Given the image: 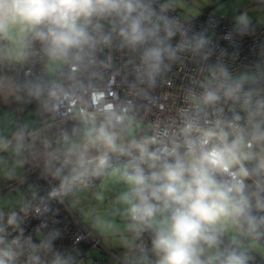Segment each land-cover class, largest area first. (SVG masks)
<instances>
[{"label":"clouds","instance_id":"obj_1","mask_svg":"<svg viewBox=\"0 0 264 264\" xmlns=\"http://www.w3.org/2000/svg\"><path fill=\"white\" fill-rule=\"evenodd\" d=\"M155 0H0V62L24 64L42 55L47 78L37 77L18 86L38 108L55 114L76 105V124L58 139H43L45 165L61 181L51 195L100 175L112 154L128 156L114 170L124 190L125 246L138 249L135 264H251L252 250L264 249V88L259 77L244 72L233 76L217 62L190 90L192 104L179 113L175 125L151 126L136 135L139 123L131 106L102 103V69L111 58L98 54L118 46L136 54L137 83L152 88L171 67L177 51L190 49L201 60L211 55L203 35L187 38L179 21L167 15L169 4ZM247 24L246 14L238 18ZM181 43L175 47L173 38ZM66 70V71H65ZM228 105L225 114L221 104ZM25 129L12 139L0 136V151L26 147ZM0 220L3 213L0 212ZM16 222V214L8 218ZM96 225L115 229L97 218ZM0 226V264H44L36 254L51 250V239L40 245L17 236L10 242ZM151 236L146 250L143 234ZM232 233L226 246L223 237ZM242 238V239H241ZM243 240L247 247H241ZM151 253L154 259L149 258ZM51 264H70L55 253Z\"/></svg>","mask_w":264,"mask_h":264},{"label":"built area","instance_id":"obj_2","mask_svg":"<svg viewBox=\"0 0 264 264\" xmlns=\"http://www.w3.org/2000/svg\"><path fill=\"white\" fill-rule=\"evenodd\" d=\"M160 4H164L163 0H155L154 7L158 10ZM167 15L179 21L188 39L196 35L207 38L211 51L207 61L201 60L190 49L178 50L177 58L171 62L170 69L158 78L152 88H148L145 84L137 83L133 73L134 63L137 62L136 54L120 48L115 37L113 46L105 48L98 54L100 59L111 58V66L102 69L103 78L99 84L102 103L131 106L140 122V126L135 130L137 136L149 133L151 126L155 124L162 127L177 124L180 111L188 108L193 102L189 91L199 94L197 82L207 75L209 64L219 62L226 66L233 76L244 72L256 74L259 77L258 87L264 88V22L249 20L247 24H241L238 18L227 14L216 15L209 11L185 20L171 8L168 9ZM181 39L177 34L172 40L173 46L180 44ZM44 63V58L40 55L20 64L16 83L17 105L24 101L23 107L27 109L34 104V112L41 123L75 115L79 111L76 105L66 103L59 112L51 114L39 109L35 101L29 103L26 99H17L20 96L18 86L37 77L47 78ZM220 106L224 107L226 115H230L228 105L222 103ZM128 159V156L112 154L109 167L100 175L76 182L66 192H59L56 195L51 193L60 186L46 176V190L41 195L25 205L0 211L3 213L0 226L5 229L6 240L10 242L20 236L23 242L30 237L33 244L40 245L50 238L51 250H40L36 253L44 264H51L55 253L69 258L70 264H86L87 258L90 259V264H106L105 256L97 259L93 251L109 254V250L104 247L99 235L77 218L65 201V196L74 192L76 184L81 187H94L104 173L122 167ZM12 213L16 214V222L9 224L8 218ZM150 242L149 233H144L142 240L136 241L137 244H143L146 250ZM133 251L136 260L140 252L138 249ZM251 255L255 260L252 251ZM26 257L27 251L20 257V264H23Z\"/></svg>","mask_w":264,"mask_h":264},{"label":"rangeland","instance_id":"obj_3","mask_svg":"<svg viewBox=\"0 0 264 264\" xmlns=\"http://www.w3.org/2000/svg\"><path fill=\"white\" fill-rule=\"evenodd\" d=\"M163 2L169 4V8L174 10L182 19L186 20L190 18V15L191 17H197L198 15L195 11H188L189 0H163ZM60 119L64 120L34 132V128L41 122L34 111H22L20 117L16 120L12 116L9 117V113L4 116L0 115V129L9 131L7 132L8 139H12L20 129L26 131V147L20 154L13 152L15 141L7 151H0V211L25 205L28 201L31 202L32 199L30 198L45 189L46 176L56 184L51 171L45 165V148L42 141L44 138H48L53 141V147H55V141L58 139L60 132L62 130L70 131L76 124L73 117ZM60 119H53V121ZM139 126L140 122L137 127ZM115 169L117 168L104 173L94 187H81L76 184L74 192L65 196V201L77 218L94 232H124L126 221L120 215L123 212L124 205L117 203V197L125 186L113 174ZM97 218L105 222L111 221L114 228L120 231L98 227L96 225ZM226 235L232 240V233ZM116 239L117 237H114V240ZM247 245L248 241L243 240L240 246L247 247ZM94 251L93 254L98 253ZM254 251L264 257V249ZM106 258L107 260H115L111 254H107ZM86 264H90L89 258L86 259Z\"/></svg>","mask_w":264,"mask_h":264},{"label":"crops","instance_id":"obj_4","mask_svg":"<svg viewBox=\"0 0 264 264\" xmlns=\"http://www.w3.org/2000/svg\"><path fill=\"white\" fill-rule=\"evenodd\" d=\"M189 12L195 11L200 16L204 11H209L210 13L221 15L227 14L233 18H239L241 15L246 14L248 21L257 20L259 22H264V0H189ZM187 18L186 20L193 19L195 17ZM13 63L0 62V67L9 68ZM20 66V64H16ZM18 77L12 73L4 74L0 77V115L4 116L9 113V117L12 116L15 120L20 117L22 111H28L22 106L17 105L16 100V80ZM21 104V103H20ZM9 131L7 129H0V136L8 138L7 135ZM26 132V131H25ZM31 178V177H30ZM33 179V176H32ZM44 190L39 194L35 195L33 198L39 196ZM30 198V199H33ZM104 247L110 250L109 254L115 259L107 260L106 255L102 253L94 254L96 257L102 255L106 258V264H129L132 263L133 249L125 246V239H131L129 233H116L113 231H101L96 232ZM114 237H117L114 240ZM118 237H121L118 239Z\"/></svg>","mask_w":264,"mask_h":264},{"label":"trees","instance_id":"obj_5","mask_svg":"<svg viewBox=\"0 0 264 264\" xmlns=\"http://www.w3.org/2000/svg\"><path fill=\"white\" fill-rule=\"evenodd\" d=\"M18 69H19V67L16 66V64L12 65V66L9 67V68H3V67H0V77H1L2 75H4V74H7V73H12V74H14V75H17V73H18ZM20 96H21V97L24 96V93H23L21 90H20ZM23 102H24V101L21 102L20 106L23 105ZM34 106H35L34 104H33V105H30L29 107H27V110H28V111H34ZM71 117H74V115H73V116L66 117L65 119H68V118H71ZM51 121H53V119L50 120V121H48V122H45V123H41V122H40V123L38 124V126L34 128V132H37L38 130H41V129L44 128V127H47L48 124H49ZM60 122H61V121H60ZM41 166H42V165H41ZM55 180H56V185H57V186H60L61 182H59L56 178H55ZM45 190H46V187H45L44 191H45ZM44 191H43V192H44ZM43 192H42V193H43ZM42 193H41V194H42ZM41 194H40V195H41ZM37 197H38V196H37ZM223 243H224V245H226V246L237 247V245H236V244H233V243H232V240H230V239L227 237V235H225V236L223 237ZM150 247H151V242L149 243L148 249H150ZM148 249H147V250H148ZM252 252L254 253L256 259H255V260L252 259L251 264H254L255 262H256V264H264V262H262V260H264V257L260 256V255H259L258 253H256L254 250H252ZM148 254H149V258H150V259H154V257H152V255H151L150 252H149ZM100 258H101V257H100ZM97 259H99V257H97ZM131 262L135 264L134 253L132 254V260H131Z\"/></svg>","mask_w":264,"mask_h":264},{"label":"water","instance_id":"obj_6","mask_svg":"<svg viewBox=\"0 0 264 264\" xmlns=\"http://www.w3.org/2000/svg\"><path fill=\"white\" fill-rule=\"evenodd\" d=\"M62 120H64V119L51 121V122L48 124V126H49V125H53V124H55V123H57V122H60V121H62ZM56 179H57L59 182H61L60 179H58V178H56Z\"/></svg>","mask_w":264,"mask_h":264}]
</instances>
